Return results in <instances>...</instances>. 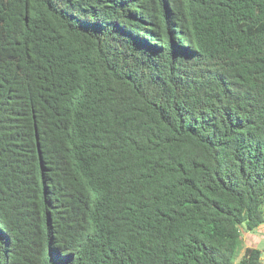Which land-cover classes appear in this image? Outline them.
<instances>
[{"label": "trees", "instance_id": "16d2710c", "mask_svg": "<svg viewBox=\"0 0 264 264\" xmlns=\"http://www.w3.org/2000/svg\"><path fill=\"white\" fill-rule=\"evenodd\" d=\"M264 0H0V264H262Z\"/></svg>", "mask_w": 264, "mask_h": 264}, {"label": "crops", "instance_id": "0c3cea01", "mask_svg": "<svg viewBox=\"0 0 264 264\" xmlns=\"http://www.w3.org/2000/svg\"><path fill=\"white\" fill-rule=\"evenodd\" d=\"M257 249L262 253V264H264V224L254 231L242 229V248L240 257L246 249Z\"/></svg>", "mask_w": 264, "mask_h": 264}]
</instances>
